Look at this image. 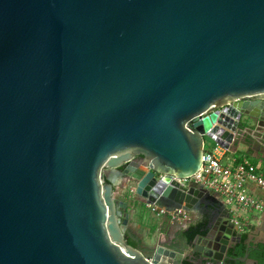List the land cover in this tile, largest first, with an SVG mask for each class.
<instances>
[{"label": "water", "instance_id": "water-1", "mask_svg": "<svg viewBox=\"0 0 264 264\" xmlns=\"http://www.w3.org/2000/svg\"><path fill=\"white\" fill-rule=\"evenodd\" d=\"M254 130L264 0H0V264H181L127 242L117 186L217 211L181 180L208 140L236 152Z\"/></svg>", "mask_w": 264, "mask_h": 264}, {"label": "flooded vegetation", "instance_id": "flooded-vegetation-1", "mask_svg": "<svg viewBox=\"0 0 264 264\" xmlns=\"http://www.w3.org/2000/svg\"><path fill=\"white\" fill-rule=\"evenodd\" d=\"M136 159L138 162L141 158ZM126 168L125 165L121 168V172L123 173ZM132 179L125 175L119 186L125 190L129 187L133 188L130 186ZM127 212L130 213V208ZM187 213L189 222L187 220L188 223L184 228L170 238L171 244L162 242L163 247L181 254V264H196L201 261L204 264H218V261L214 260L215 257H223L225 264H264V244L260 243L264 242L262 237L264 204L258 220L251 221L243 227L233 221L231 210L224 201L223 206L217 211L199 206L195 211ZM191 230L194 237L189 240L185 234ZM144 250L150 251V249Z\"/></svg>", "mask_w": 264, "mask_h": 264}, {"label": "built area", "instance_id": "built-area-1", "mask_svg": "<svg viewBox=\"0 0 264 264\" xmlns=\"http://www.w3.org/2000/svg\"><path fill=\"white\" fill-rule=\"evenodd\" d=\"M216 151H206L201 171L181 182H193L220 197L230 208L232 219L239 226L258 220L263 211L264 200L256 192L264 191V174L246 158L223 161ZM150 207L157 217H166L173 223L183 224L188 220L186 211L170 212L165 208Z\"/></svg>", "mask_w": 264, "mask_h": 264}, {"label": "crops", "instance_id": "crops-1", "mask_svg": "<svg viewBox=\"0 0 264 264\" xmlns=\"http://www.w3.org/2000/svg\"><path fill=\"white\" fill-rule=\"evenodd\" d=\"M250 142L247 147H240L238 151L231 152L224 149H221L219 147L216 148V154L219 158H221L223 161H229L234 158H240V159H248L250 160L258 169L259 172L264 174V138L263 134L260 131H251L248 135ZM258 196H260L264 200V191H257L256 192ZM144 206L145 204L142 203ZM146 208H148L147 205H145ZM136 218H133L132 212H130V220L129 224L127 226L126 234H131V222H135V233L137 237V241L142 240V247L144 249H150L154 247L159 240L161 243L166 242L170 243V238L173 237V235L176 233L175 231L171 232V227L168 224V219L166 217L163 218L162 222L160 224H151V225H144L146 222L143 220L140 211L135 212ZM138 213V214H137ZM150 226L149 233H144L143 237H139V232L143 228L146 230L147 227ZM167 227V228H165ZM168 235V237H167ZM167 237V239H166ZM171 244V243H170ZM173 244V243H172ZM145 245V247H143Z\"/></svg>", "mask_w": 264, "mask_h": 264}, {"label": "rangeland", "instance_id": "rangeland-1", "mask_svg": "<svg viewBox=\"0 0 264 264\" xmlns=\"http://www.w3.org/2000/svg\"><path fill=\"white\" fill-rule=\"evenodd\" d=\"M216 148H217V146H216L215 143H213L211 140L207 141L206 146H205L206 151L215 152ZM130 186L133 187L134 186V182H131ZM130 189L131 188L129 187V188H127L125 190V189H123L122 187L119 186L117 188L116 192H115L116 198L124 199L125 201H127L129 203L130 212H132L133 218H136V213L135 212L140 211L139 214H141L143 220H145V222H146L144 225L160 224L164 217H157L151 207L146 208L145 205L144 206L141 205L142 204L141 202L136 201L137 200L136 198L133 199V195L130 192ZM190 219H192V218L190 217ZM184 222H183V224L173 223L170 219H168L169 226H172L171 229H170L171 232L173 233L174 231L175 232L180 231L182 228H184L186 223L189 222V220L186 223H184ZM135 224H136L135 222H133V221L131 222V230H132L131 234L134 235V236L136 235V233H135ZM147 228H148L147 230L145 228H143L141 230V232H139L138 236L139 237H141V236L143 237L144 233H149L150 226L147 227ZM165 228H167V227H165ZM167 237H168V235H167ZM167 237H166V239H167ZM143 247H145V245H143Z\"/></svg>", "mask_w": 264, "mask_h": 264}, {"label": "trees", "instance_id": "trees-1", "mask_svg": "<svg viewBox=\"0 0 264 264\" xmlns=\"http://www.w3.org/2000/svg\"><path fill=\"white\" fill-rule=\"evenodd\" d=\"M239 160H241V159L239 158ZM191 232H192V230L185 234V235L188 236L189 240L193 239V237H194V233H191ZM126 239H127V242L130 245H132L134 247H137V248H139V247L141 248L142 247V240L138 239V241H137V237L136 236H134L132 234H127L126 235ZM263 263H264V261H263Z\"/></svg>", "mask_w": 264, "mask_h": 264}]
</instances>
